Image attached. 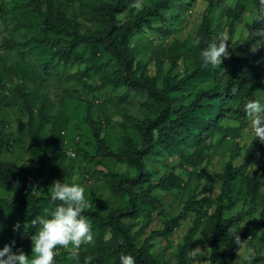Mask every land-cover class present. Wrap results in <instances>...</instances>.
Here are the masks:
<instances>
[{
  "label": "trees",
  "instance_id": "trees-1",
  "mask_svg": "<svg viewBox=\"0 0 264 264\" xmlns=\"http://www.w3.org/2000/svg\"><path fill=\"white\" fill-rule=\"evenodd\" d=\"M179 1L182 0H143L140 5V0H99L93 2L87 12L90 25L79 23L66 0L57 5H53L52 0H26L12 6L14 9L21 5L30 13L29 19H18L17 25L23 30H33V34H27L25 38L33 42L37 55L40 56L48 45L52 46L49 59H45L44 74L57 66L62 68L63 74L76 63L85 61L79 73L86 77L105 68L106 81L114 89H123L119 100L129 97L144 99L141 102L145 105L143 114L127 119V123L138 131V138L123 123L121 143L115 149L105 139L100 122L92 118L91 105L87 104L85 120L92 130L96 151L95 155L84 152L83 156L87 161L111 158L125 164L130 171L107 173L112 190L123 197L124 203L106 213L86 207L83 214L92 226L94 242L81 245L75 253L62 252V260L68 258L73 264H119V256L130 253L137 264H166L151 253L153 241L170 235L181 221L195 212L193 223L178 245L176 264H187L189 252L196 244L199 226H203V242L209 249L208 264H233L243 244L264 230V196L258 192L259 178L257 173H242L254 158H264V143L255 140L241 165L234 166L232 160L226 162L218 175L220 192L214 200L208 197L199 200L188 198L177 213L163 220L160 229L150 230L142 244L139 247L136 244L138 219L146 207L158 206L153 192L169 189L178 183L173 175L152 183L153 168L149 162L156 160L159 154L178 153L192 165L201 163L207 138L224 130L221 123L225 119L238 122L247 119L243 105L247 100L255 99L258 82L264 80V38L256 35L264 30V22L257 21L260 0L252 3L255 16L246 25V37L232 45L228 58L220 65L203 66L199 57L200 50L214 38L211 17L204 14L196 36L200 38V45L184 42L180 46L186 49L181 53L176 51L180 48L178 45L173 47L168 55L169 65L162 86L156 77L146 74L145 65L135 62L132 40L145 29H151L152 22L169 4ZM223 2L209 0V5L213 8ZM247 5L246 0H235L232 4L229 9L231 27L244 15ZM187 57L191 61L190 66L185 72H176L179 60ZM110 64L113 67L109 68ZM83 87L93 91L85 83ZM2 90L0 77V99L4 101L9 97L3 96ZM12 91L26 115L29 152L37 159L38 165L31 174L26 165L15 167L0 159V188L16 195L12 200L0 198V213L14 212L25 223L24 230L28 236H18L13 241L16 249L28 251L32 247L31 237L39 227H34L31 221L52 207L49 185L54 179L61 181L58 172L63 166V149L68 157L74 158L76 153H81V148H73L72 139L65 143L61 141L67 115L51 112L47 92L38 95L31 83L25 80ZM103 121L108 123V118ZM46 130L48 138L42 147L39 141ZM7 146L5 125L0 121V157L7 151ZM69 151L74 155L71 156ZM34 188H40V194H35ZM248 196L249 207L253 208L257 200L262 202L259 219L251 226H238L240 214L225 216V213L237 201ZM232 197L235 199L227 203ZM144 229L145 226L140 231ZM234 234L242 243L239 247L233 243ZM262 263L264 255L254 248L247 264Z\"/></svg>",
  "mask_w": 264,
  "mask_h": 264
},
{
  "label": "rangeland",
  "instance_id": "rangeland-1",
  "mask_svg": "<svg viewBox=\"0 0 264 264\" xmlns=\"http://www.w3.org/2000/svg\"><path fill=\"white\" fill-rule=\"evenodd\" d=\"M19 1L25 2L26 0H0V77L3 83V96L9 97L4 101L0 99V121L5 125V134L8 139L7 151L3 152L0 159L15 167L26 165L31 174L38 165L37 159L29 152L30 139L26 126V115L12 91L17 84L20 85L21 81H29L38 95L47 92L52 113L67 115V125L62 131L61 141L65 143L68 139H72L73 148H81V153H76L74 158L68 157L66 150L63 149V166L58 172L61 182L81 184L86 189V197L89 201L87 208L106 213L111 208L124 203L123 197L112 190L107 173L129 172L130 170L125 164L118 163L111 158H97V161L85 159L84 152L95 155L96 151L92 130L85 120L88 113L86 106L90 103L92 118L100 122L105 139L115 149L121 143L123 123L127 126V130L138 138V131L127 123V119L129 116L143 114L145 105L141 102L144 99L129 97L122 101L119 100L123 89H114L106 81L107 70L105 68L86 77L79 73L85 61L76 63L63 74L59 66L49 68L48 73L44 74L45 59H49L53 51L52 46L48 45L40 56L34 51L33 42L25 38V35L33 34V30L31 28L23 30L17 25L18 19H29L30 13L21 5L12 9V6ZM63 1L52 0L53 5ZM66 1L76 13L79 23L90 25L87 12L91 4L99 0ZM140 1L139 4H143V0ZM246 1L248 9L232 27L230 26L229 9L232 4H235V0H224L222 5H215L213 8L210 7L209 0H182L169 4L152 22L151 29H145L144 32L134 36L131 47L134 50L135 62L144 64L145 73L156 77L159 86H162V80L169 65L170 51L178 45L180 48L176 51L181 53L186 49L185 46H180L182 43L193 42L198 35L204 14L211 17L213 37L226 36L228 38V52H230L235 42H240L246 37V25L255 16L252 10L254 0ZM227 58H222V62ZM102 60L100 58V61ZM190 63L188 57L180 59L175 71L185 72ZM110 67L113 65L110 64ZM84 83L93 91L85 89ZM258 84L255 99H260L261 103H264V80L259 81ZM105 118H108V123L103 121ZM221 124L224 130L207 138L204 160L198 165H192L178 153L159 154L156 160L149 162L153 168L152 183H157L168 175H173L178 183L169 189H157L153 192V196L158 200V206L156 208L146 207L137 221L136 230H139V235L136 244L138 247L150 230L160 229L163 220L177 213L188 198L199 200L208 197L214 200L220 192L221 182L218 175L227 161L232 160L234 166H239L244 162L250 147L255 142L247 119L240 122L225 119ZM47 138L46 130L45 136L39 141L42 147L46 145ZM56 165L57 162L54 166ZM242 173L244 175L257 173L260 182L258 192L264 196V158H254ZM57 180L54 179L49 187ZM32 191L37 195L41 192L40 188H34ZM15 197V193H8L0 188V198L12 200ZM234 199V197L228 199L227 203ZM261 206L262 202L257 200L253 208L249 207L248 196L245 200L237 201L231 209L226 211L225 216L240 214L238 226H251L258 221ZM195 216V212H191L170 235L155 238L151 253L157 260L164 261L166 264H176L178 245L182 242ZM17 224L20 227L14 231V225ZM143 226L145 229L140 231ZM24 227L25 223L14 212L0 213V248L11 244L18 236L26 238L28 234ZM202 229L203 226H199L195 236L196 244L189 252L187 264H208L209 249L203 242ZM254 248L264 255V230L243 244L233 264H247L249 254L253 253ZM16 250H22L26 256L32 255L31 248L26 251L13 247V251ZM64 251L69 250L57 249L54 257L55 264H73L68 258L62 260L60 254Z\"/></svg>",
  "mask_w": 264,
  "mask_h": 264
},
{
  "label": "clouds",
  "instance_id": "clouds-1",
  "mask_svg": "<svg viewBox=\"0 0 264 264\" xmlns=\"http://www.w3.org/2000/svg\"><path fill=\"white\" fill-rule=\"evenodd\" d=\"M257 21L264 22V0H260L257 11ZM257 36L264 38V30L258 31ZM194 46L200 45V38L193 40ZM229 44L226 36H216L207 42L206 47L199 52L203 66L220 65L222 58H227ZM247 124L254 140L264 143V103L260 99H249L243 105ZM52 207L43 216H37L31 221L39 226L31 237V256H26L22 250L13 251L15 242L0 248V264H55L58 248L68 249L75 253L81 245L94 242V233L88 218L83 214L88 206L86 189L79 183L54 181L50 187ZM19 224L14 225V231ZM233 243L240 246L239 236L233 235ZM119 264H137L136 258L130 254H121Z\"/></svg>",
  "mask_w": 264,
  "mask_h": 264
},
{
  "label": "built area",
  "instance_id": "built-area-1",
  "mask_svg": "<svg viewBox=\"0 0 264 264\" xmlns=\"http://www.w3.org/2000/svg\"><path fill=\"white\" fill-rule=\"evenodd\" d=\"M69 154H70L71 156H73V155H74V154H73L72 152H70V151H69Z\"/></svg>",
  "mask_w": 264,
  "mask_h": 264
}]
</instances>
